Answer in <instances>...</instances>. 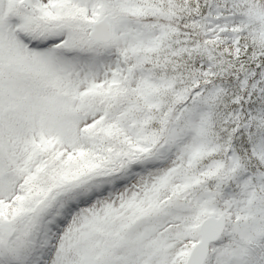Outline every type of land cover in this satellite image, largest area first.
<instances>
[{
    "label": "snow or ice",
    "instance_id": "snow-or-ice-1",
    "mask_svg": "<svg viewBox=\"0 0 264 264\" xmlns=\"http://www.w3.org/2000/svg\"><path fill=\"white\" fill-rule=\"evenodd\" d=\"M0 264H264V0H0Z\"/></svg>",
    "mask_w": 264,
    "mask_h": 264
}]
</instances>
